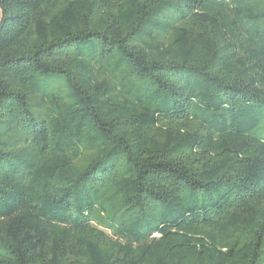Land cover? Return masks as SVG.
<instances>
[{
    "label": "trees",
    "instance_id": "16d2710c",
    "mask_svg": "<svg viewBox=\"0 0 264 264\" xmlns=\"http://www.w3.org/2000/svg\"><path fill=\"white\" fill-rule=\"evenodd\" d=\"M0 264H264V0H0Z\"/></svg>",
    "mask_w": 264,
    "mask_h": 264
}]
</instances>
